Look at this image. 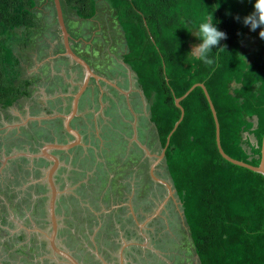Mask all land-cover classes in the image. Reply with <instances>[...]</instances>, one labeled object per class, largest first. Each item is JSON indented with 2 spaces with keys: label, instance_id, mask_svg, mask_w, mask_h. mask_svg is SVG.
<instances>
[{
  "label": "rangeland",
  "instance_id": "obj_1",
  "mask_svg": "<svg viewBox=\"0 0 264 264\" xmlns=\"http://www.w3.org/2000/svg\"><path fill=\"white\" fill-rule=\"evenodd\" d=\"M34 2L37 29L25 49L20 47L24 39L18 30L19 43L14 41L17 44L13 47V55L21 61V78L32 81L30 96L11 108L0 109V158L12 152L16 153L10 157L31 154L32 148L50 140L44 123L22 128L27 123L22 122L29 113L33 117L28 118H41V114L44 117L68 108L73 88L64 84L73 77L76 83L82 79L74 64L64 57L52 58L61 49L52 1ZM60 3L69 33L79 34L71 36L72 48L101 79L91 83L81 100L78 112L82 120L72 122L81 131L82 147L60 158L56 183L60 195L55 209L58 247L81 264H100L95 254L109 264L106 254L121 240L129 250L125 264H199L184 222L165 198L164 188L160 192L143 188L145 168L154 162L149 155H158L159 146L154 125L149 122V103L133 71L122 63L126 47L114 11L104 0H97L94 17L83 21L63 0ZM258 32L242 43L246 58L263 40ZM49 52L47 59L44 55ZM250 120L254 126L255 120ZM55 123L60 125L59 120ZM134 141L146 148L147 159L134 149ZM133 149L136 156L130 155ZM14 160L15 165L0 168V264H47L50 252L40 234L49 230L48 193L42 180L48 165L41 159ZM144 163L146 166L140 165ZM164 166L161 162L154 166V182L160 186L170 185ZM122 207L125 211L119 210Z\"/></svg>",
  "mask_w": 264,
  "mask_h": 264
},
{
  "label": "trees",
  "instance_id": "obj_2",
  "mask_svg": "<svg viewBox=\"0 0 264 264\" xmlns=\"http://www.w3.org/2000/svg\"><path fill=\"white\" fill-rule=\"evenodd\" d=\"M63 1L81 20L95 15L97 0ZM104 1L114 11L126 47L123 63L149 103V122L160 147L180 118L174 100L201 83L216 111L223 152L258 166L264 133V39L246 58L242 43L260 29L249 31L234 19L253 10L252 0ZM34 7V0H0V109L30 96L32 81L21 78L13 47L19 43L18 30L25 49L37 29ZM211 12L227 38L220 41L224 49H213L214 62L208 66L187 56L199 41L195 29L186 32L184 27L188 21L195 26ZM180 106L183 117L169 139L164 163L199 264H264L263 176L219 155L200 88Z\"/></svg>",
  "mask_w": 264,
  "mask_h": 264
},
{
  "label": "water",
  "instance_id": "obj_3",
  "mask_svg": "<svg viewBox=\"0 0 264 264\" xmlns=\"http://www.w3.org/2000/svg\"><path fill=\"white\" fill-rule=\"evenodd\" d=\"M51 1L53 4V7H54L55 19H56L57 27H58L61 42H62L63 52H62L61 56L68 58L71 62L76 64L78 67H80L83 70V76H84V78H83L81 84L79 85L77 91L71 96V101L69 104L70 110L66 114L55 115L56 118H59L62 120V125L64 126L65 131L74 137V141L67 142L66 144L48 143V144L42 145L39 148L38 154H26V153L16 154V155H13L12 157H9L6 159H10V158L12 159V158L19 157V156H23L26 158L42 157V158H45L50 163L48 168L44 172V181L46 182L47 188H48L46 209H47V216H48V221H49V234L48 235L45 234L44 236L46 237L48 247H49L50 251L52 252V254H54V258L56 260H59V262H61L63 264H81V263H79L78 260H76L74 257H72L68 252L63 251L61 248H59L57 243H56L57 219H56V213H55V206H56V199H57L59 192L57 191V189L55 187L54 180H55L56 170L59 167V162H58V159L53 154H51L49 151L68 152L71 149L75 148L79 144L80 135L77 131L71 129L70 122L72 121V119L74 117L77 116L78 101H79L81 95L87 89L90 79H93L96 81V80H99L101 78L98 77L97 75L93 74L89 65L73 52V50L71 48L72 38L70 37L68 30L66 28L65 22H64L63 10H62L60 0H51ZM196 87L200 88L203 91V94H204L206 101L208 103V106H209V109H210V112H211V115L213 118V122H214L215 143H216V148H217L219 155L225 161L229 162L230 164L241 167V168H245L247 170H250V171L258 173V174H261L264 178V133L262 136V142H261V148H260V162H259L258 166H256V167L251 166V165L246 164L244 162L234 160V159L230 158L228 155H226L223 152L221 145H220L219 124H218V120H217V116H216V111H215L214 106L210 100V97L207 93L205 86L201 83L194 84L181 97L176 98L174 100V104H175L176 108H178L180 110V118L175 123L174 127L172 128V130L170 131V133L166 137L165 144H164L163 148L161 149L159 155H149L155 159L149 168V175L151 176V178L153 180H155V177L153 176L154 166L156 164H158L160 161H163V163H164V153H165V150L168 146L169 139H170L172 133L175 131L178 124L180 123V121L182 120L183 109L180 106V102L183 99H185L189 95V93ZM24 124H25V122H24ZM140 148L142 150H144V152H146V154L148 155V151L146 150V148H144L141 145H140ZM169 181H170V178H169ZM164 186L166 187L169 196H171L173 193H175V190L172 188L171 182H170V185L164 184ZM181 212H182V210H181ZM183 221H184V219H183ZM187 230H188V228H187Z\"/></svg>",
  "mask_w": 264,
  "mask_h": 264
},
{
  "label": "flooded vegetation",
  "instance_id": "obj_4",
  "mask_svg": "<svg viewBox=\"0 0 264 264\" xmlns=\"http://www.w3.org/2000/svg\"><path fill=\"white\" fill-rule=\"evenodd\" d=\"M83 21H85V20H83ZM86 21H89V20H86ZM68 29V28H67ZM76 34H78L77 32H74L73 34H71L70 33V35L72 36V35H76ZM78 36H79V34H78ZM75 37V36H74ZM73 41V40H72ZM72 41H71V43H72ZM76 45H79V44H76ZM78 47V46H77ZM48 48H50L49 46H48ZM73 49V52L74 53H76L77 55H78V53H77V51H75L74 50V48H72ZM125 54V53H124ZM124 54H123V56H124ZM50 52L48 53V54H45L44 56H46V58L48 57H50ZM54 56H55V54H53ZM79 56V55H78ZM123 56H122V63H123ZM80 57V56H79ZM46 58L44 59V60H46ZM47 58V59H48ZM53 58V57H52ZM59 58H62V57H59ZM58 58V59H59ZM82 60H84L88 65H89V67H90V69H91V71H92V73L93 74H95V75H97L98 77H100V75H98V74H96L95 72H94V70H93V68H92V66L90 65V63L89 62H87V60H85L84 58H82V57H80ZM63 59V58H62ZM56 61V60H55ZM59 62H61V63H64L63 61H59ZM71 63V62H70ZM124 65H126L125 63H123ZM76 66V65H75ZM127 66V65H126ZM76 67H78V66H76ZM128 68H129V66H127ZM71 68H73V67H71ZM79 69H80V71L82 72V79L79 81V82H77L76 83V77H73L72 78V80L70 81V82H66L64 85H66V87L67 88H73V90L71 91V93H75L76 91H77V89H78V87H79V85L81 84V82H82V80H83V78H84V76H83V70L80 68V67H78ZM130 69V68H129ZM131 70V69H130ZM129 70V71H130ZM130 73H132L131 71H130ZM101 78V77H100ZM95 80H93V79H90V81H89V84H88V87H87V89L85 90V92L81 95V97H80V99H79V101H78V107L80 106V103H81V100L83 99V97H84V95L86 94V92H88L89 91V89H90V85H91V83L92 82H94ZM141 92V91H140ZM72 94V95H73ZM142 94V93H141ZM70 101H71V98H70ZM48 102H50V100H48L46 103L48 104ZM59 104H61V103H59ZM70 104V103H69ZM13 106V104L10 106V107H8V108H11ZM7 109V108H6ZM70 110V107H68V108H64V107H62V108H59V109H57V111H59V112H53V114L52 115H44V116H48L49 118H48V120H46V119H42V120H28L27 121V123L24 125V126H20V127H22V128H27V126L28 125H30L31 123L33 124V125H35L36 124V128L38 127V126H42L40 123H44V125H45V127H44V129L43 130H45V132H47L48 134H49V139L50 140H47V141H45V142H42L37 148H32V153L31 154H38L39 153V148L42 146V145H45V144H48V143H51V144H54V143H59V144H66L67 142H72V141H74V137L72 136V135H70L68 132H66L65 131V129H64V126L62 125V120L61 119H59V118H53V116L54 115H56V114H61V112H63V113H67L68 111ZM129 113V112H128ZM27 114V113H26ZM30 114V116H26L25 117V119L26 118H28V117H33V113H29ZM89 115V114H88ZM149 115V114H148ZM43 115L41 114V117H42ZM79 116V112H78V109H77V116L76 117H74L73 119H72V121H71V123H70V127H71V129H73V130H75V131H77L78 133H79V135H80V141H79V144L75 147V148H73V149H71L70 151H68V152H55V151H49L51 154H53L57 159H58V162H59V167H60V161H61V156H66V157H68V155H69V153H71L72 151H74L75 149H78V148H81L82 147V144H83V139H82V135H81V131H80V129H78V128H76V127H73V125H72V122H73V120L75 121V119H80V121L82 120L81 118H80V116ZM58 120H59V123H60V125H59V127H58V125H56V123L55 122H58ZM28 124V125H27ZM51 130L53 131V132H51ZM51 133H55V135H57V136H52L51 135ZM133 134H134V132H132ZM157 143H158V146H159V153H160V151H161V149L163 148H161L160 147V144H159V142H158V140H157ZM133 147H134V149H136L138 152H142L140 155L142 156V157H145L146 158V156H148L147 154H146V152H144V150H142L141 148H140V144L138 143V142H136V141H134L133 142ZM133 149V151H131L130 150V155H132V156H136L138 153H136V151ZM128 152H129V150H128ZM127 152V153H128ZM16 152H12V153H8L9 154V156L8 155H6L7 157H5V155L4 156H2L1 158H0V168L2 167V161H3V159H4V157H5V159H4V162L6 163V168H7V166H9L10 165V167L11 166H13V165H15V160L14 159H16V158H19V157H15V158H10V159H6V158H9L10 156H11V154H15ZM159 153H158V155H159ZM23 158V157H22ZM148 158V157H147ZM146 158V159H147ZM27 159H29V160H34V161H38L39 159H41V161H45L46 163H47V165L49 166V162L45 159V158H42V157H39V158H33V159H31V158H27ZM155 160V159H154ZM3 162V163H4ZM161 163H163V161H160ZM160 162H159V164H160ZM164 165H165V163H163ZM141 166H146V164L144 163V164H140ZM48 166L45 168V170L48 168ZM150 166L151 165H149V166H146V171H145V174H146V180H145V182L143 183V188H148V187H152V188H154V189H157L159 192L160 191H162V187L164 188V193H165V198H168V203L170 202V204H171V202L173 203V207L175 208V210H178V214H179V217L180 218H183L184 219V216H183V212H181V204H180V202H179V199H178V197H177V195H176V193H173L171 196H169L168 195V191H167V189H166V187H164V186H160V185H158V184H156L154 181L155 180H153L152 178H151V176L149 175V168H150ZM5 167H3V168H5ZM57 168V170H56V175H55V180H54V182H55V187H56V189H57V191L59 192V190H58V188H57V180L59 179V175H58V173L60 172V168ZM164 169H165V166H164ZM45 170H44V172H45ZM154 170H155V168H154ZM166 170V169H165ZM58 171V172H57ZM44 172H43V174H44ZM154 172V171H153ZM44 176V175H43ZM169 180V179H168ZM44 181V180H43ZM169 183H170V181H169ZM44 185H45V188L44 189H46V191H47V193H48V188H47V184H46V182L44 181ZM172 188H173V186H172ZM174 189V188H173ZM60 195V192H59V194H58V196ZM46 196H48V194L46 195ZM58 196H57V198H58ZM124 196V195H123ZM173 198H174V200H173ZM123 199H126V197L125 198H123ZM46 203H47V199H46ZM56 203H57V199H56ZM55 209H56V206H55ZM120 211H125V207H122L121 209H119ZM180 210V211H179ZM56 213V212H55ZM46 215H47V209H46ZM56 219H57V216H56ZM183 219H182V221H183ZM111 221V220H110ZM47 222H48V228H49V221H48V216H47ZM184 222V225H185V228L187 227L186 226V224H185V220L183 221ZM186 230H187V228H186ZM57 232H58V222H57ZM187 232H188V230H187ZM48 235L49 234V230H48V232H46V233H44V232H42L40 235H42L43 236V238H45L44 240H46V237L44 236V235ZM56 238H57V235H56ZM188 238L190 239V237H189V232H188ZM41 242H44L43 240L41 241ZM190 242H191V240H190ZM45 243V242H44ZM46 244H48L47 243V240H46ZM112 244H115V243H112ZM192 244V243H191ZM117 245V246H116ZM112 246V248L110 247L109 249L111 250L110 252H108L107 254H106V256H107V258L109 259H107V261H109L110 262V260L112 261V262H114V264H115V262H116V264H122V262H123V252H121V250L123 251V249L126 251V254L128 253V249H127V247H125L124 248V245H122L121 244V240L118 242V244H115V245H111ZM48 247V246H47ZM115 247V248H114ZM193 247V246H192ZM60 248V247H59ZM123 248V249H122ZM132 248V247H131ZM62 249V248H61ZM48 250H49V252H50V259H51V261H47L49 264H63V263H61V262H59V260H56L55 258H54V254H52V252L50 251V249H49V247H48ZM63 251H66V252H68L67 250H64V249H62ZM72 257H74L70 252H68ZM195 254V253H194ZM89 256V255H88ZM196 256V255H195ZM75 258V257H74ZM76 259V258H75ZM77 260V259H76ZM98 260V259H97ZM198 260V259H197ZM99 261V260H98ZM97 261V262H98ZM47 263V264H48ZM80 263V262H79ZM99 263V262H98Z\"/></svg>",
  "mask_w": 264,
  "mask_h": 264
},
{
  "label": "clouds",
  "instance_id": "obj_5",
  "mask_svg": "<svg viewBox=\"0 0 264 264\" xmlns=\"http://www.w3.org/2000/svg\"><path fill=\"white\" fill-rule=\"evenodd\" d=\"M252 9L253 10L244 17L241 18L237 16L234 17V19L240 21L244 26H246L249 29V31H255L257 28H259L260 31L258 32V35L261 39H264V0H252ZM217 23L218 22L214 21L211 12L210 15L209 14L202 15V17L195 24V26H192L191 21H188L187 25L185 24L184 29L186 32H191L193 29H195V37L199 41V43L194 45L191 51L187 54L188 57L198 60L204 65L210 66L213 64L214 62V57L212 56L213 49L216 50L224 49V46L220 45V41L225 40L227 38L226 33L217 28ZM218 45L220 46L217 47ZM67 61L69 63L71 62L68 58ZM71 63L74 64L73 62Z\"/></svg>",
  "mask_w": 264,
  "mask_h": 264
},
{
  "label": "crops",
  "instance_id": "obj_6",
  "mask_svg": "<svg viewBox=\"0 0 264 264\" xmlns=\"http://www.w3.org/2000/svg\"><path fill=\"white\" fill-rule=\"evenodd\" d=\"M60 44V45H59ZM59 44L57 43V45H59V48L60 47H62V42H61V40H60V42H59ZM79 44V43H78ZM79 46V45H78ZM71 47H72V43H71ZM61 52H62V49H58L57 50V52L55 53V56H53V58H55V60H57L59 57H62V56H60V54H61ZM57 54V55H56ZM60 59V58H59ZM62 59V58H61ZM54 60V61H55ZM63 114H66V113H63V112H61V114H59V115H63ZM53 118H56L55 117V115L53 116ZM42 119H46V120H48V116H44V117H41V118H26L25 119V123L28 121V120H42ZM71 123V122H70ZM22 124H24V122H22ZM22 124H20V125H22ZM14 126V125H13ZM18 154H24V153H18ZM23 156H19V158H22ZM23 158H25V159H27L26 157H23ZM31 159H33V158H31ZM7 163V162H6ZM6 163L4 162V163H2V167L1 168H3V167H5L6 166ZM44 175V174H43ZM42 180H44V176H43V178H42ZM124 248H125V245H124ZM123 249V248H122ZM121 252H123V262H122V264H125V262L127 261L126 260V258H127V254H126V251L123 249V251H121ZM96 255V257L98 258V260H99V262H100V264H106L103 260H101V255L99 254L98 256H97V254H95ZM109 264H114V262H109ZM115 264H116V262H115Z\"/></svg>",
  "mask_w": 264,
  "mask_h": 264
}]
</instances>
